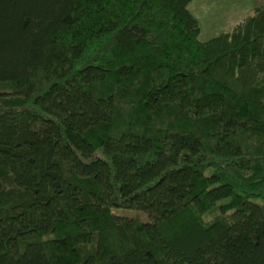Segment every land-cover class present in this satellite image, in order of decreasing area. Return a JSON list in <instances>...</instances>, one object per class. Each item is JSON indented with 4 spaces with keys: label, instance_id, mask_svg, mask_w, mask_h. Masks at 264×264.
Segmentation results:
<instances>
[{
    "label": "trees",
    "instance_id": "obj_1",
    "mask_svg": "<svg viewBox=\"0 0 264 264\" xmlns=\"http://www.w3.org/2000/svg\"><path fill=\"white\" fill-rule=\"evenodd\" d=\"M191 1L0 0V264H264V4Z\"/></svg>",
    "mask_w": 264,
    "mask_h": 264
},
{
    "label": "rangeland",
    "instance_id": "obj_2",
    "mask_svg": "<svg viewBox=\"0 0 264 264\" xmlns=\"http://www.w3.org/2000/svg\"><path fill=\"white\" fill-rule=\"evenodd\" d=\"M263 4L264 0H193L187 7L199 22V39L205 41L229 29L256 6ZM114 212L121 215L133 213L121 209Z\"/></svg>",
    "mask_w": 264,
    "mask_h": 264
}]
</instances>
